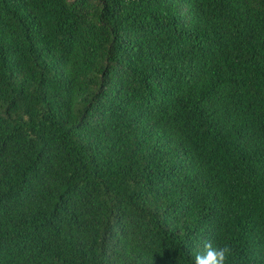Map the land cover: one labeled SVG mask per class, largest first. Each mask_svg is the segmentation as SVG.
Returning <instances> with one entry per match:
<instances>
[{"label":"trees","instance_id":"trees-1","mask_svg":"<svg viewBox=\"0 0 264 264\" xmlns=\"http://www.w3.org/2000/svg\"><path fill=\"white\" fill-rule=\"evenodd\" d=\"M264 264V0H0V264Z\"/></svg>","mask_w":264,"mask_h":264},{"label":"clouds","instance_id":"clouds-1","mask_svg":"<svg viewBox=\"0 0 264 264\" xmlns=\"http://www.w3.org/2000/svg\"><path fill=\"white\" fill-rule=\"evenodd\" d=\"M231 255L232 250L229 245H220L207 240L203 243V250L194 253V264H228Z\"/></svg>","mask_w":264,"mask_h":264}]
</instances>
